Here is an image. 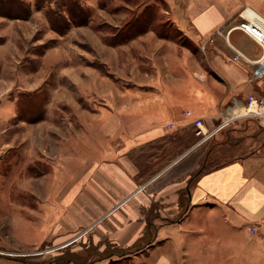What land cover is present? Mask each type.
<instances>
[{
  "label": "crops",
  "instance_id": "obj_1",
  "mask_svg": "<svg viewBox=\"0 0 264 264\" xmlns=\"http://www.w3.org/2000/svg\"><path fill=\"white\" fill-rule=\"evenodd\" d=\"M190 7L195 11L186 18V32L194 41L206 40L213 30L223 32L218 38L221 51L206 45L210 51L204 61L187 48L163 42L164 78L142 80L148 89L137 92L97 70L57 65L62 80L50 94L47 117L40 124L19 120L6 127L16 115L15 106L0 104V163L19 162L22 168L0 173V182L17 183L20 191L44 198L38 209L20 206L13 212L39 214L33 243L48 241L58 251L106 250L97 264L119 259L121 254L109 248L128 250L123 256L149 250L152 264H205L216 254L262 261V236H246L253 228L264 231V129L257 132L260 123L255 119H240L250 120L242 129L243 142L237 144L247 153L209 171L201 166L212 152L207 146L198 148L214 136L222 147L231 146L225 135L234 133L232 123L220 131L217 125L227 112L244 110L249 95L261 94L249 81L252 68L231 61L234 53L223 34L241 20H234L237 14L264 19V0H195ZM229 41L252 57L261 55L260 47L241 31L231 32ZM107 50L105 64L113 68L117 50ZM214 70L222 77L219 84ZM72 86L93 92L90 106L71 94ZM59 105L71 112H59ZM188 111L193 118L185 115ZM197 118L205 122L208 136L203 142L193 124ZM188 130L190 145L169 158L160 156L167 139H178ZM37 184H43L41 193ZM193 213L200 221H189L186 228L184 219ZM214 215L219 221L208 222Z\"/></svg>",
  "mask_w": 264,
  "mask_h": 264
},
{
  "label": "rangeland",
  "instance_id": "obj_2",
  "mask_svg": "<svg viewBox=\"0 0 264 264\" xmlns=\"http://www.w3.org/2000/svg\"><path fill=\"white\" fill-rule=\"evenodd\" d=\"M193 1L195 0H0V104H14L16 111L14 119L7 122L6 127L19 120L39 124L44 122L48 98L55 93L62 80L57 65L68 69L85 66L91 71L97 70L119 86L132 88L137 92L148 89L141 86L142 80L156 81L164 78L163 42L171 44L170 48L177 45L181 49H189L197 54L198 61H204L207 57L205 51H210L207 46H213L215 53L221 51L218 38L221 37L219 35L223 33L222 30H213L206 40L199 37L197 42L187 34L186 18L194 15L195 9H190ZM202 4L203 1L199 3ZM241 16L243 14H237L234 20ZM236 25L230 26L223 34L227 44L228 36L234 31L231 29ZM204 40L207 41L206 44H203ZM114 48L117 50V58L114 67L108 68L105 64V51H114ZM170 48L166 49L168 53ZM212 58L213 61H221V58ZM218 64L221 65L220 62ZM213 78L217 84L222 80L220 73L215 70ZM50 84L53 88L49 87ZM70 91L75 96H82L89 106V102H93L91 90L86 94L84 90L79 91L72 86ZM59 106V112H71L66 105ZM225 116H238V111H229ZM247 122L250 120L245 121V124L238 119L233 121L230 128L234 129V133L225 135V140L229 137L225 142H230L231 146L222 147L216 141L217 136H214L198 148L202 150L207 146L206 149L212 152L202 163H207L205 171L247 153L242 146H237L243 142V134L246 133H242V129L248 125ZM256 129L260 133L264 127L259 124ZM190 134L188 130L178 139H167L160 156L169 158L179 149L190 145L185 140ZM13 162L0 163V173L9 175L18 170L19 162L16 165ZM38 169L48 171V167ZM19 186L17 183L0 182V207H4L0 209V264H97L96 261L107 255L106 250L102 252L103 250L93 248L75 247L58 251V248L48 246V241L33 243L32 238L36 237L40 224L39 214L27 210L21 214L13 212H19L14 208L20 206L38 209L44 198L41 194L37 195L40 197L38 198L20 191ZM42 187L43 184H37L38 193H41ZM199 217L194 213L188 215L184 219V226L189 221L196 225L200 221ZM219 217L214 215L207 219L208 222H216ZM260 236L264 240V231L255 229V233H249L246 237L256 240ZM262 245L261 250H264V243ZM126 251L128 250L109 248V252L121 254L119 259L98 264H152L149 250L123 256ZM260 255L263 256L261 262L256 259L249 263L248 260L242 261L241 255L232 259L231 254H216L205 264H264V253L262 255L261 252Z\"/></svg>",
  "mask_w": 264,
  "mask_h": 264
},
{
  "label": "built area",
  "instance_id": "obj_3",
  "mask_svg": "<svg viewBox=\"0 0 264 264\" xmlns=\"http://www.w3.org/2000/svg\"><path fill=\"white\" fill-rule=\"evenodd\" d=\"M241 31L248 38H250L255 44H257L261 49V55L257 58L250 56L246 52L237 48L235 45L231 44L229 41V36L227 38L228 46L233 51L232 62L239 63L242 65L250 66L251 78L250 82L258 86L261 90L260 95H249L246 100L244 112H238V116L224 118L217 126L216 131H220L228 127L233 121L240 119H255L262 127H264V19L255 17L253 20L241 16V20L238 21L237 25L231 29ZM230 31V32H231ZM229 32V33H230ZM205 50V48H203ZM187 117H192V112L188 111L185 113ZM193 118V117H192ZM193 124L196 128V135L204 138L201 140L203 142L208 136L204 132L205 122L202 118H197L193 120ZM255 233V229L251 230Z\"/></svg>",
  "mask_w": 264,
  "mask_h": 264
},
{
  "label": "trees",
  "instance_id": "obj_4",
  "mask_svg": "<svg viewBox=\"0 0 264 264\" xmlns=\"http://www.w3.org/2000/svg\"><path fill=\"white\" fill-rule=\"evenodd\" d=\"M206 164H207V163H205V164L203 165V167H202L203 170H201V171H204V170H205V168L207 167ZM216 167H219V166H215V168H216ZM197 175H198V174H196V175H194V176H197Z\"/></svg>",
  "mask_w": 264,
  "mask_h": 264
}]
</instances>
